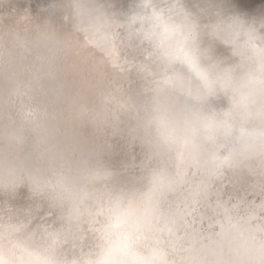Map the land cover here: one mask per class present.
I'll use <instances>...</instances> for the list:
<instances>
[{
	"label": "clouds",
	"instance_id": "obj_1",
	"mask_svg": "<svg viewBox=\"0 0 264 264\" xmlns=\"http://www.w3.org/2000/svg\"><path fill=\"white\" fill-rule=\"evenodd\" d=\"M0 264H264V0H0Z\"/></svg>",
	"mask_w": 264,
	"mask_h": 264
}]
</instances>
